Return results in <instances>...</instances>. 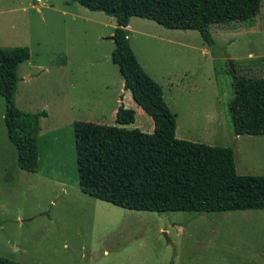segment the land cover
Instances as JSON below:
<instances>
[{"label": "rangeland", "instance_id": "rangeland-1", "mask_svg": "<svg viewBox=\"0 0 264 264\" xmlns=\"http://www.w3.org/2000/svg\"><path fill=\"white\" fill-rule=\"evenodd\" d=\"M129 23V43L137 58L156 77L167 80L171 76L169 85L163 82L177 121L175 137L233 147L229 61L244 72L264 75V0L252 20L211 23L213 45L205 43L197 30L167 28L138 16H132ZM115 26L114 17L77 1L0 0V47L26 46L30 51L29 59L18 66L15 103L28 112L45 110L47 117L41 121L45 130L59 126L48 138L52 143L48 163L56 167L46 172L67 184L78 182L70 120L115 124L114 112L121 104L117 100L124 91L123 76L111 60ZM124 101L136 106L131 97ZM4 111L0 95V132L6 143L0 149V167L16 164ZM123 126L150 133L154 122L138 107L134 122ZM258 141L238 142L239 174L263 173L259 163H252L258 160L255 151L263 148L264 138ZM29 183L13 180L3 184L0 180V255L13 261L264 264V209L132 210L79 191L72 194L70 188L50 200L29 188ZM40 210L44 215L27 220V215Z\"/></svg>", "mask_w": 264, "mask_h": 264}, {"label": "trees", "instance_id": "trees-1", "mask_svg": "<svg viewBox=\"0 0 264 264\" xmlns=\"http://www.w3.org/2000/svg\"><path fill=\"white\" fill-rule=\"evenodd\" d=\"M115 18L111 60L123 76V88L153 119L152 132L123 125L135 110L120 104L115 124L73 122L79 189L113 205L145 211H229L264 209V175H241L232 147L175 137L176 117L159 82L145 72L129 43L125 27L132 16L167 28L197 30L213 45L211 23L252 20L260 0H71ZM29 48L0 47V95L5 101L6 133L16 149L17 165L35 171L37 141L45 110L28 112L14 99L18 66ZM233 95L228 111L235 135H264V75L241 70L229 61ZM241 70V71H240ZM0 264H22L0 255Z\"/></svg>", "mask_w": 264, "mask_h": 264}, {"label": "crops", "instance_id": "crops-1", "mask_svg": "<svg viewBox=\"0 0 264 264\" xmlns=\"http://www.w3.org/2000/svg\"><path fill=\"white\" fill-rule=\"evenodd\" d=\"M37 9L39 10V7H37ZM125 30H126V33L128 35V32L131 30V24L130 23L125 27ZM128 38H129V35H128ZM135 56H136V54H135ZM138 61L141 64V66L143 67V69L145 70V72L161 84L162 89H163V97H164L165 101L168 103V106L170 108L171 107V103H170L171 101H169L165 97V85L166 84L163 81H167L171 76L169 75V78H167V80L160 79V78L156 77L153 73H151V71H148L146 69V67L144 66V64L139 59H138ZM167 85H169L168 81H167ZM128 95H130V96H128ZM126 97H127V99H129V97L132 98L130 91L124 89L123 95L121 96L120 99L117 100V104L121 103L125 107L129 108V106H130L131 108H134L135 114H136L137 109L140 106L136 102H135L136 106H132L130 103H128V104L125 103L124 100ZM116 110H117V108L115 109V112H114V118H115ZM45 117H47V115ZM45 117H43V118H45ZM41 121H42V119H41ZM41 121H40L41 129H40V132L38 135V141H37L38 163H37L36 170L32 171V172L22 170L18 167L17 160H16V164L14 166L12 164H5L2 167H0V170H1L0 180L2 181L3 184H10V182L13 180H27L30 182L28 184L29 188L34 187L39 195L44 196V194H45L47 198H51L50 200L57 198L59 195V192L66 193L68 188H70L72 190V194L76 193V191L82 192L77 185L67 184L65 181L60 180L55 175H52V174L46 172L47 170H54V167H56V166L48 163L47 155H48L49 150L52 148V143L48 140V138H49V136H54L60 130V128L58 125H54L50 131H47L42 127ZM74 121H75L74 119H71L69 122V125H72ZM176 132H177V121H176ZM176 132H175V134H176ZM6 135H7V133H6ZM4 137H5V134L0 132V140H1L0 149L2 148L3 145L6 146V143L4 142V139H3ZM262 138H264V135L263 136L247 135L244 137H242V135H235L234 140H236V142L234 143L232 149L234 151V156H235L236 171L238 170V167L236 164L238 142H240L242 140V141H244V143L246 145L250 144L251 142L256 144L257 142H259L258 140H262ZM223 146H225V145H223ZM259 149H260V151H255V153L257 154L258 160L252 161V163L254 165L259 163V165H258L259 169H264V166H263L264 165V144H263V148L260 147ZM14 151H15L14 158L16 159L17 153H16L15 148H14ZM246 160L247 159L244 158L245 162H246ZM41 164H45L44 170H40ZM9 165L11 166L10 169L8 168ZM6 172H7V174H5ZM237 173H238V171H237ZM243 174H249V175L262 174V175H264V171H263V173H243ZM44 212L45 211L40 210V211H37L36 213H32L30 215H27L26 218H27V220H31V219H34L36 217L44 215ZM20 221H23V217L20 218Z\"/></svg>", "mask_w": 264, "mask_h": 264}, {"label": "built area", "instance_id": "built-area-1", "mask_svg": "<svg viewBox=\"0 0 264 264\" xmlns=\"http://www.w3.org/2000/svg\"><path fill=\"white\" fill-rule=\"evenodd\" d=\"M126 37H128V35H126Z\"/></svg>", "mask_w": 264, "mask_h": 264}]
</instances>
